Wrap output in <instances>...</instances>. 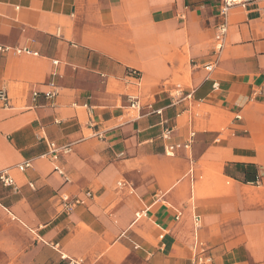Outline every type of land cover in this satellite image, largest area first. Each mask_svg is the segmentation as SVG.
I'll list each match as a JSON object with an SVG mask.
<instances>
[{
	"label": "crops",
	"instance_id": "0c3cea01",
	"mask_svg": "<svg viewBox=\"0 0 264 264\" xmlns=\"http://www.w3.org/2000/svg\"><path fill=\"white\" fill-rule=\"evenodd\" d=\"M220 7L0 0V264H264V0L218 52Z\"/></svg>",
	"mask_w": 264,
	"mask_h": 264
},
{
	"label": "built area",
	"instance_id": "2783aa9c",
	"mask_svg": "<svg viewBox=\"0 0 264 264\" xmlns=\"http://www.w3.org/2000/svg\"><path fill=\"white\" fill-rule=\"evenodd\" d=\"M258 1H262V0H221L220 14L223 17L224 21L217 28L216 51L220 52L224 46L225 37L227 34L226 17H227L229 10L235 6H238V5L245 6L249 3L258 2ZM6 51H8V49L0 47V53L6 52ZM17 53L30 54L32 52L30 50H27V49H21V50H18ZM54 64H57V62L55 61ZM213 68H214L213 65L206 66V69L210 72L213 70ZM130 75L134 76V77H138L139 73L136 70H130ZM50 86L52 87V90L46 94V98L47 99H54L58 96L59 90H58L57 86L55 85V83H53V82L50 83ZM217 87H218V84L214 83L213 88L217 89ZM38 96H39V93H33L34 99H36ZM128 101H129V108L131 110H139L140 109V105H139V101H138L137 97L130 96V97H128ZM0 105L4 108L10 107V98H9L6 90H0ZM156 113L160 114L161 111H156ZM237 118L240 119V116H237ZM169 135H170V132L165 131L163 137L168 138ZM189 146H190V143H187L185 145V148L188 149ZM50 148H51L50 153L54 159H57L59 157L60 153L68 154L71 151L70 146H66V147L59 149V148L55 147L54 145H50ZM175 149H176L175 145H169L167 147L166 153L168 155H172L174 153ZM25 167H28V164L20 166L19 168H20V170H24ZM56 170L59 171L60 173H62L59 170V168H57ZM0 181L5 186L15 187L14 180L11 177L7 176L5 173L0 174ZM76 203H78V202H74V204H76ZM74 204L73 203L67 204L66 205L67 210L71 211L73 209ZM191 264H211V258L206 254L205 249H201L200 247L197 246L195 248V259L193 260V262Z\"/></svg>",
	"mask_w": 264,
	"mask_h": 264
}]
</instances>
